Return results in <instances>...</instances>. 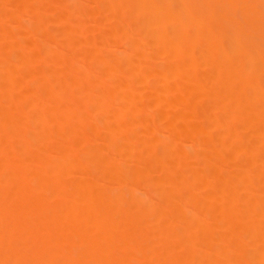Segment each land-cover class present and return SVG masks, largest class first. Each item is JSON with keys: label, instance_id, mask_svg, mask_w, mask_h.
<instances>
[{"label": "bare ground", "instance_id": "1", "mask_svg": "<svg viewBox=\"0 0 264 264\" xmlns=\"http://www.w3.org/2000/svg\"><path fill=\"white\" fill-rule=\"evenodd\" d=\"M0 264H264V0H0Z\"/></svg>", "mask_w": 264, "mask_h": 264}]
</instances>
